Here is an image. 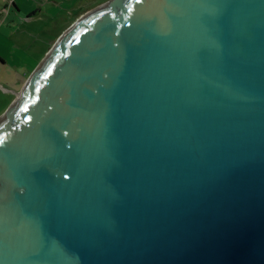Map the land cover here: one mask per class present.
Returning <instances> with one entry per match:
<instances>
[{"label":"water","instance_id":"water-1","mask_svg":"<svg viewBox=\"0 0 264 264\" xmlns=\"http://www.w3.org/2000/svg\"><path fill=\"white\" fill-rule=\"evenodd\" d=\"M0 264H264V0H109L0 116Z\"/></svg>","mask_w":264,"mask_h":264},{"label":"rangeland","instance_id":"rangeland-1","mask_svg":"<svg viewBox=\"0 0 264 264\" xmlns=\"http://www.w3.org/2000/svg\"><path fill=\"white\" fill-rule=\"evenodd\" d=\"M108 1L0 0V116L63 32Z\"/></svg>","mask_w":264,"mask_h":264},{"label":"trees","instance_id":"trees-1","mask_svg":"<svg viewBox=\"0 0 264 264\" xmlns=\"http://www.w3.org/2000/svg\"><path fill=\"white\" fill-rule=\"evenodd\" d=\"M11 5L14 6V2L13 1H11Z\"/></svg>","mask_w":264,"mask_h":264},{"label":"crops","instance_id":"crops-1","mask_svg":"<svg viewBox=\"0 0 264 264\" xmlns=\"http://www.w3.org/2000/svg\"><path fill=\"white\" fill-rule=\"evenodd\" d=\"M15 5V4H14Z\"/></svg>","mask_w":264,"mask_h":264}]
</instances>
